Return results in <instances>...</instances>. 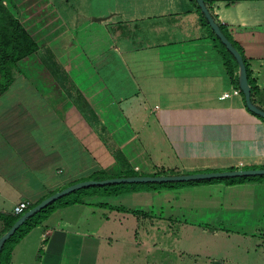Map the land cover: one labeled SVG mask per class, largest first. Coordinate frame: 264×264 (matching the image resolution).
Here are the masks:
<instances>
[{
	"label": "crops",
	"instance_id": "1",
	"mask_svg": "<svg viewBox=\"0 0 264 264\" xmlns=\"http://www.w3.org/2000/svg\"><path fill=\"white\" fill-rule=\"evenodd\" d=\"M207 1L241 46L264 102V0ZM9 16L37 48L4 62L11 80L0 92V209L12 211L20 199L29 205L95 169L118 173L122 165L94 119L136 170L264 164V122L230 81L192 0H0L7 30ZM53 59L93 116L46 66ZM161 188L85 194L56 206L13 244L8 264H125L141 248V218L172 223L171 231L188 225L193 240L199 232L206 242L212 231L220 250L211 240L200 250L214 264L228 262L230 242L231 254L254 256L238 264H264V177L166 187L180 193L173 199L160 197ZM134 197L141 201H124ZM186 208L208 209L212 223L187 218ZM3 225L0 218V234ZM182 235L180 253L198 255L182 248Z\"/></svg>",
	"mask_w": 264,
	"mask_h": 264
},
{
	"label": "trees",
	"instance_id": "2",
	"mask_svg": "<svg viewBox=\"0 0 264 264\" xmlns=\"http://www.w3.org/2000/svg\"><path fill=\"white\" fill-rule=\"evenodd\" d=\"M195 3V9L197 12V20L206 32L212 39L214 47L217 49L218 53L221 56L222 63L224 67L226 68L230 81L234 86H236L239 91L241 92L242 96L243 93L239 87V81H238V61L236 57L231 53V51L225 46V44L221 41L219 36L213 31L212 27L208 23L206 17L204 16L203 12L201 11L199 5L196 3V0H192ZM207 4V0H204ZM208 6V5H207ZM8 14V13H7ZM213 17L216 19L215 15L211 13ZM219 26L223 30V32L227 35V37L232 41V43L238 48V50L241 53V56L243 58L244 64H245V70L247 74V80L250 85V95L251 99L264 108L263 105H261L259 102H256L254 100L255 92L257 90V84L255 82V79L251 76L249 63L246 59V56L241 48V46L236 42L235 39L230 35L226 25L216 19ZM7 23L11 26L9 30H7V25L5 26L4 23H2L0 26L1 28L5 26V28L0 29V92L5 89L10 80L11 75L9 73L10 69L9 66L4 63L7 57L9 59H15L20 55H23L31 50H34L37 48V44L34 42V40L28 35V33L25 31V29L22 27V25L19 23V21L14 18L13 16H9L6 20ZM11 41V42H10ZM8 42H10L9 45ZM7 45V46H6ZM6 46V47H5ZM9 46V47H8ZM4 60V61H3ZM53 63H55L58 68L63 69V77H60V82L64 84V80L66 81V84H64V87L69 92V94H73L74 86L71 82V80L68 77V74L65 70V68L61 67L60 64L56 63L53 59ZM80 97L82 95L80 92L75 88L74 89ZM75 97V96H74ZM244 100V98H243ZM85 102V101H84ZM86 103V102H85ZM246 105V104H245ZM247 107V106H246ZM248 108V107H247ZM249 109V108H248ZM250 110V109H249ZM254 114H256L258 117L261 118V120L264 122V117L259 115L258 113H255L254 111L250 110ZM106 139L107 136H105ZM111 144V143H110ZM113 144V143H112ZM109 145V144H108ZM114 147V146H112ZM112 149V148H111ZM113 154L116 157V159L119 161V163L122 165V169L118 173L114 174H134V173H141L146 171H139L135 168L131 167L128 163L127 159L125 158L123 152L119 147L113 149ZM255 165H264V164H245L244 166H255ZM237 167L234 165H229L225 167H204V168H195V169H188V170H204V169H224V168H233ZM162 171L154 170L149 171V173H160ZM112 175L110 173H106L102 169H95L91 171L88 175L81 176L77 179L87 178V177H104ZM264 174H240V175H229V176H213V177H207V178H196V179H188V180H162V181H115V182H106V183H97V184H89L77 187L69 192H66L60 196H57L53 200L47 202L34 212L28 214L16 227L15 229L2 241L1 247H0V264H8V257L10 250L13 246V244L36 222H38L40 219H42L50 210L55 208L59 205H64L67 203L75 202V201H83V195L85 194H92V193H116L121 190H126L130 188H137V187H159V186H173V185H180L185 183H198V182H209L214 180H227L229 182L244 180V179H257V178H263ZM74 180H71L69 182H72ZM67 182V183H69ZM66 183V184H67ZM65 185V184H64ZM53 191V190H51ZM50 191V192H51ZM39 200V199H37ZM37 200L29 203L27 207L35 203ZM26 207V208H27ZM25 208V209H26ZM21 213V212H20ZM20 213H13L9 210H3L0 209V218L3 220V231L6 230L9 225L20 215Z\"/></svg>",
	"mask_w": 264,
	"mask_h": 264
},
{
	"label": "rangeland",
	"instance_id": "3",
	"mask_svg": "<svg viewBox=\"0 0 264 264\" xmlns=\"http://www.w3.org/2000/svg\"><path fill=\"white\" fill-rule=\"evenodd\" d=\"M45 52V51H44ZM43 53V52H42ZM44 54V53H43ZM49 54H46V58H48ZM49 59V58H48ZM47 64L46 66H48V68H52L54 73H57L59 75V77H63V69L58 68V66L55 63H50L49 60H47ZM50 66V67H49ZM50 68V69H51ZM66 83V82H65ZM73 94L74 96L79 100V102L81 101L83 108L85 109V112L88 114V116H93L94 113L92 114L91 110H89L88 108H86L87 106L86 103L84 102L83 99H81L80 95H78L76 93V91L73 89ZM262 97V96H261ZM254 100H256V102H259L261 105L264 106V102L261 100L260 96L255 95L254 96ZM94 118V117H92ZM95 120V128L96 130H98V132L104 136L108 135L107 129L104 127L103 124L98 123L97 119ZM108 142V147L111 150V152L113 151V149L119 147L118 145H116L114 143V141L109 142V139H107ZM111 143V144H110ZM113 143V144H112ZM114 146V147H112ZM112 148V149H111ZM113 153V152H112ZM114 155V154H113ZM174 167L171 168H156L155 170L158 171H162V172H174L172 170H174ZM170 170V171H169ZM140 171V169H139ZM69 182V180L67 181ZM125 183H127V181H125ZM162 187L161 189V193H159L160 197H163L165 199H173L175 197H177L180 193H178V191L173 190V188H166L169 186H159ZM164 187V188H163ZM156 193L155 192L154 195V199H157L156 197ZM200 194V193H198ZM84 196V195H83ZM182 198H186L188 197L187 193L181 194ZM124 201L132 203L134 201L136 202H140L141 199L140 198H136L134 197L133 199H125ZM123 201V202H124ZM143 204H145L146 199L142 201ZM149 206V205H148ZM216 209V208H215ZM165 210H167L165 208ZM184 211H187L190 213V215H188L186 213L187 218H190L191 220L197 221L199 224H203L202 222H211L210 220H212V216L210 215V213L208 212V209H201L199 208L198 210L193 209L189 210V209H184ZM214 211V209H213ZM244 214V215H243ZM240 217H246L247 214H245V211L240 210ZM206 218V219H203ZM209 218V219H207ZM171 220V219H170ZM188 220V219H187ZM148 219H143L141 218L139 220V231L137 232V234H141L143 236L144 239H142V241H139V243L141 242V248L137 251H135L131 256L127 257L125 259V264H208L209 262L211 264H214L216 261V259L213 260H209L208 258L204 257V253H202L200 249H202L203 247H205V243L208 240L213 241L216 245H217V251L218 252L220 250V247L222 246V244L217 243V238L214 234H212V231L209 233L207 232L208 236L206 238V242L204 241L203 238H201L200 233L198 232L199 236H194V240L192 236L189 234H186V227L185 225L182 224H174L173 225V230L175 231V234L172 233L171 228H172V223L168 224L169 222H159L156 223L154 222L153 224H149ZM134 222L132 221V219L128 220L127 225L130 226V224ZM134 225L136 223H133ZM137 225V224H136ZM189 227H193V225H190ZM177 233H182V238H181V246L183 248V246H192L194 247L196 250L198 251V255H194L192 253L186 252L184 251L182 248V251L180 253V250L177 248V245L175 244L177 242V240L175 239L176 234ZM140 237V236H139ZM190 238V239H189ZM210 241V242H211ZM231 243V244H230ZM229 243V248L227 249V252L225 253V255H228V262L225 264H238L237 261L239 260H245L249 257H251V259L254 258V256L249 255L252 254V251H250L247 255H233L231 254L232 252L236 253L235 251H233L231 249V245L233 246L232 242ZM127 243H125L124 245H126ZM186 252V253H185ZM239 252H237L238 254ZM214 256V255H211ZM260 258L264 259V256H261Z\"/></svg>",
	"mask_w": 264,
	"mask_h": 264
},
{
	"label": "water",
	"instance_id": "4",
	"mask_svg": "<svg viewBox=\"0 0 264 264\" xmlns=\"http://www.w3.org/2000/svg\"><path fill=\"white\" fill-rule=\"evenodd\" d=\"M196 3L199 5L201 11L206 17L208 23L212 27L213 31L219 36L221 41L225 46L231 51V53L236 57L238 61V81L239 87L243 93L244 103L246 106L264 117V108L255 103L251 99L250 95V85L247 80V74L245 70V64L238 48L232 43V41L227 37L219 26L216 19L210 12L206 2L204 0H196ZM240 174H264V165H255V166H238L233 168H224V169H204V170H186L178 172H160V173H149L141 172L134 174H112L104 177H87L82 179H77L72 182H69L41 197L35 203L24 209L20 215L9 225V227L0 234V247L2 241L15 229V227L30 213L34 212L47 202L53 200L57 196H60L66 192H69L77 187L97 184V183H106V182H115V181H162V180H188L196 178H207L213 176H229V175H240Z\"/></svg>",
	"mask_w": 264,
	"mask_h": 264
},
{
	"label": "built area",
	"instance_id": "5",
	"mask_svg": "<svg viewBox=\"0 0 264 264\" xmlns=\"http://www.w3.org/2000/svg\"><path fill=\"white\" fill-rule=\"evenodd\" d=\"M224 94V93H222ZM28 206V202L26 199H20L17 202H15L12 206V212L13 213H20L22 212L26 207Z\"/></svg>",
	"mask_w": 264,
	"mask_h": 264
}]
</instances>
